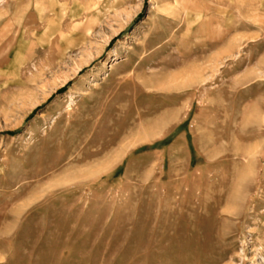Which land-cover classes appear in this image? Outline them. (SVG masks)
Returning a JSON list of instances; mask_svg holds the SVG:
<instances>
[{"label":"rangeland","instance_id":"rangeland-1","mask_svg":"<svg viewBox=\"0 0 264 264\" xmlns=\"http://www.w3.org/2000/svg\"><path fill=\"white\" fill-rule=\"evenodd\" d=\"M0 264H264V0H0Z\"/></svg>","mask_w":264,"mask_h":264},{"label":"bare ground","instance_id":"bare-ground-1","mask_svg":"<svg viewBox=\"0 0 264 264\" xmlns=\"http://www.w3.org/2000/svg\"><path fill=\"white\" fill-rule=\"evenodd\" d=\"M184 1V0H183ZM176 5V4H175ZM178 5V4H177ZM180 5V4H179ZM192 6V5H191ZM180 7V6H179ZM172 8L173 9H171V8H169V9H171V11H173L172 13H173V16H175L176 18H177V16H178V14L180 13V8L178 9L177 8V6L176 7H173L172 6ZM192 10V7H190L189 8V11H188V14H189V12L190 13H193V11H191ZM182 15V14H181ZM190 20H192V19H190ZM195 20V19H194ZM188 28L190 27V26H187ZM189 30V29H188ZM192 30V29H191ZM193 34V33H192ZM193 36V35H192ZM195 72V68H193L192 70H191V73H194ZM194 78L195 76H191V78ZM183 85H185V84H183V83H180V84H176V85H174V86H183ZM173 86V87H174ZM174 89H175V87H174Z\"/></svg>","mask_w":264,"mask_h":264}]
</instances>
